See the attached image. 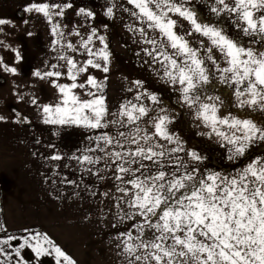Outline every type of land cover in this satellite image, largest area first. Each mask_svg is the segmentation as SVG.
Here are the masks:
<instances>
[{
  "label": "snow or ice",
  "instance_id": "snow-or-ice-1",
  "mask_svg": "<svg viewBox=\"0 0 264 264\" xmlns=\"http://www.w3.org/2000/svg\"><path fill=\"white\" fill-rule=\"evenodd\" d=\"M127 4L132 7L121 5L122 11L134 22L125 27L144 45L136 55L143 53L158 65L156 76L177 93L179 108L188 110L195 127L203 129L196 135L212 143H192L177 131L185 113L165 106L142 79L127 88L132 99L109 112L107 76L98 80L90 69L109 73L112 51L101 25L94 23L97 13L74 7L72 0H28L24 5V12L41 16L50 26L57 62L32 76L48 84L56 99L43 102L20 91L16 99L33 106L40 121L53 126V135L73 128L93 133L90 146L69 159L82 174L98 180L111 173L118 195H100L112 201V227L125 225L115 237L124 264H264V153L253 154L264 147V0H203L206 12L197 0ZM116 7L110 3L103 15L113 19ZM70 9L82 18L67 33L78 37L76 42L65 38L67 24L62 23ZM4 26L15 24L0 17V33L7 35ZM0 45L14 53L15 63L23 60L19 48L3 40ZM0 70L19 74L2 56ZM8 119L0 115V122ZM13 121L31 123L16 110ZM110 126L112 131H103ZM213 144L224 150L219 160L238 167L229 173L217 170L218 164L210 167L217 159ZM49 159L64 157L56 152ZM60 183L75 186L72 196H81L75 190L81 187L97 196L83 175L80 183L67 177ZM26 250L32 259L25 257ZM43 257L54 264H77L48 232L25 227L9 234L8 225L0 223V264H43Z\"/></svg>",
  "mask_w": 264,
  "mask_h": 264
},
{
  "label": "crops",
  "instance_id": "crops-1",
  "mask_svg": "<svg viewBox=\"0 0 264 264\" xmlns=\"http://www.w3.org/2000/svg\"><path fill=\"white\" fill-rule=\"evenodd\" d=\"M72 2L74 7L89 6L88 0H85V3L84 0H72ZM27 3L28 0H0V17L8 18L15 24L14 27L4 26L7 35L0 33V40L10 43L13 48H19L23 56V60L15 63L14 53L1 45L5 63L13 64L19 72L18 75L12 76L2 71V76L7 81L37 82L32 72L36 69L45 70L52 63L57 62L54 59L56 53L50 47L52 38L50 26L41 16L24 12L23 7ZM101 12L98 11L97 17L102 19V22H99L100 30L107 36L112 51V62L107 74L95 69H90V72H96L98 80L107 76L105 94L109 112H112L117 110L116 22L115 17L110 19L108 29H104L102 24L105 23V16L104 11ZM24 20L28 23H23ZM81 20L82 18L76 16L73 10H68L66 19L62 21L67 24L64 29L66 39H71L73 42L79 39L75 36L69 37L67 33ZM81 30L83 31V28ZM28 32L32 35L29 36ZM76 58L85 59L79 55ZM61 82L67 81L62 78ZM53 94L51 90L44 96L51 97ZM108 119H112L111 115ZM52 131L53 126L44 125L40 119L28 124L10 121L2 124L5 155L2 203L8 209L9 216L12 214L15 218L17 213L19 220L24 214L25 219L20 224V221L16 222L12 218L11 223L19 227H34L48 232L75 260L80 259V261L76 260L77 264H90L91 257H94L96 264H121L120 257H117L115 240L117 233L112 231L114 229H111L112 224L109 219L112 201L100 195L104 191H109L110 196L117 195L111 173H108V179L98 180L94 176L82 174L77 162L69 159L73 154L79 155L84 148L90 146L88 136L93 133L76 128L60 130L59 135H53ZM103 131H112V128L110 126ZM49 144L55 145V148H49ZM56 152L62 154L64 159L59 161L49 159ZM82 175L84 184L89 185L92 191H96L97 196L92 197L83 187L75 189L81 196H72L75 186L60 183L64 177L80 183ZM53 180L56 181L55 184ZM60 193L63 195L57 199L56 196ZM27 258L31 256L28 254ZM42 260L43 264H54L51 257H43Z\"/></svg>",
  "mask_w": 264,
  "mask_h": 264
},
{
  "label": "rangeland",
  "instance_id": "rangeland-1",
  "mask_svg": "<svg viewBox=\"0 0 264 264\" xmlns=\"http://www.w3.org/2000/svg\"><path fill=\"white\" fill-rule=\"evenodd\" d=\"M85 3V0H84ZM88 7L93 9L98 16V11H105L106 7L110 3L116 4V16H115V25H116V35H117V109L121 102L125 99H132L133 93L128 92L127 88L131 86V81L134 79H142L145 81V86L151 90L156 91L164 102L165 106L177 108L179 111L184 112L185 114L180 117V125L177 128V131L181 132L186 138H190L192 143L201 142L204 144L212 143V141H208L205 137L198 136L196 133L203 131L202 128L195 127V124L191 118V115L188 113L187 109H180L177 104V93L172 91V89L164 84L155 74L154 69L158 68V65H152L150 63L149 58L145 57L143 53L140 56L136 55V52L144 47V45L138 44L135 42V39L127 28L126 24H131L134 22V18L130 17L128 13L122 11L121 5L126 8H131V5L127 4V0H88ZM85 6V5H84ZM197 7L203 9V0H197ZM205 12L206 9H203ZM102 22L101 18H96L95 24L99 25ZM104 22L109 26L110 19L105 16ZM108 29V28H107ZM255 46V45H254ZM0 56L1 53V45H0ZM149 60V62H145ZM91 74L97 77L96 72H91ZM12 77V76H10ZM35 83V87L33 84ZM18 86V87H17ZM53 91L54 94L51 97H45L49 94L50 91ZM16 91H20L27 95L28 93L35 94L38 98H40L43 102H55L56 93L55 91L44 82H18L16 80L7 81L2 76V70H0V115H5L9 117L8 121L13 123V111L20 110L22 115H25L29 118L30 121L38 120V113L35 111L34 107L25 102L18 101L14 95ZM79 91V90H78ZM2 122H0V223H6L8 225L9 234L16 233L19 234L20 230L25 228L24 226L19 227L17 224H12V214L9 216V211L4 207L2 201V186L4 181V173H3V165L5 155L3 152V142H2ZM214 147L217 148L216 157L217 159L212 162V165H219L217 170L224 171L226 173L232 172L238 165L233 164L232 162L224 159L219 160L220 153L224 150L219 148L217 145L213 144ZM264 153V147H256L253 151L254 155ZM118 195V193H117ZM115 210H112L109 215L110 223L112 224L114 221L112 219V213ZM11 213V211H10ZM24 214L18 220V214L16 213V217L13 218L14 221H23L24 222ZM129 221L127 224H131ZM125 225L120 224L118 228L112 227L115 233L118 230L123 231ZM27 258L29 254L32 259V254L27 250L23 253ZM117 257H120L121 264H124V257L120 255V250L117 248ZM80 261V259H76ZM117 260H119L117 258ZM48 262V261H47ZM94 257L90 258V264H96Z\"/></svg>",
  "mask_w": 264,
  "mask_h": 264
}]
</instances>
